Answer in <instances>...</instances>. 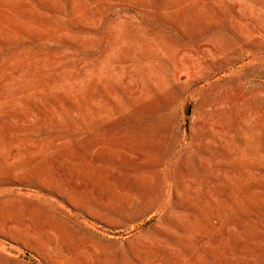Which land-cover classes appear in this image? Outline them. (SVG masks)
<instances>
[{
	"label": "rangeland",
	"instance_id": "374dc122",
	"mask_svg": "<svg viewBox=\"0 0 264 264\" xmlns=\"http://www.w3.org/2000/svg\"><path fill=\"white\" fill-rule=\"evenodd\" d=\"M0 264H264V0H0Z\"/></svg>",
	"mask_w": 264,
	"mask_h": 264
},
{
	"label": "bare ground",
	"instance_id": "6f19581e",
	"mask_svg": "<svg viewBox=\"0 0 264 264\" xmlns=\"http://www.w3.org/2000/svg\"><path fill=\"white\" fill-rule=\"evenodd\" d=\"M165 179V178H164ZM82 250H78V252H79V257H85L86 255H85V253L84 252H81Z\"/></svg>",
	"mask_w": 264,
	"mask_h": 264
},
{
	"label": "water",
	"instance_id": "95a60500",
	"mask_svg": "<svg viewBox=\"0 0 264 264\" xmlns=\"http://www.w3.org/2000/svg\"><path fill=\"white\" fill-rule=\"evenodd\" d=\"M189 115H190V113H189ZM187 126H188V124H187ZM26 256H29L28 254H26Z\"/></svg>",
	"mask_w": 264,
	"mask_h": 264
}]
</instances>
